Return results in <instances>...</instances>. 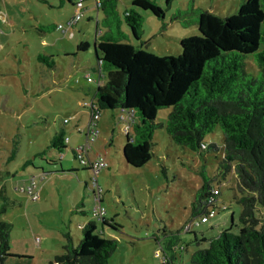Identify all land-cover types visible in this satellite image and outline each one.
I'll list each match as a JSON object with an SVG mask.
<instances>
[{
    "label": "rangeland",
    "instance_id": "obj_1",
    "mask_svg": "<svg viewBox=\"0 0 264 264\" xmlns=\"http://www.w3.org/2000/svg\"><path fill=\"white\" fill-rule=\"evenodd\" d=\"M155 1L165 9V19L150 10H141L140 42L145 50L159 56L179 55L180 40L199 35L197 25L191 23L194 14L186 12L183 19L189 25L185 26L175 16L179 9L194 6L227 15L235 12L241 2L172 0L168 7L166 0ZM92 2L86 0V4L93 5L92 19L87 11L73 31L64 35L50 25L65 23L73 14L70 5L59 7L58 0H0V187L5 185L8 195L17 201L2 216L12 223L9 243L11 253L16 255L3 264H53L55 255L63 251L65 232H72L78 240L82 237L80 222L93 219L99 224L90 211L93 197L85 188L88 174L71 151L86 144L84 136L92 114L89 107L82 105H89L98 86L97 82L87 80L88 75L99 77L94 43L99 34L97 28L104 30L101 14H97ZM118 5L124 32L129 40L138 42L124 21L125 10L132 7V0H119ZM80 42H89V48L78 51ZM39 53L51 55L55 66L40 61ZM247 68L257 72L252 58L247 60ZM170 110L164 108L158 118L165 119ZM65 118L70 119L67 124H63ZM95 124L99 135L91 141L88 154L90 157L100 154L109 164L98 176L103 190L102 204L105 215L122 225L118 236L121 242L109 264H161L164 253L154 237L158 236L164 245L167 237L163 227L167 224L179 229L187 221L193 196L202 185L196 169H201L204 163L199 155L182 151L170 141L164 128H158L154 135V156L145 166L135 168L123 160L121 148L126 143L123 129L127 123L120 121V113L101 110ZM61 127L70 139L63 154L50 147L55 131ZM205 140L222 148L221 129L218 127ZM55 153L62 156V166L50 165L42 159ZM222 154V149L206 153L207 175L218 179L216 166ZM32 162L42 164L44 171L36 169ZM32 181L37 198L18 190ZM234 184V177L216 183L223 189L219 206L231 204V192L225 187ZM79 208L86 213L79 212ZM239 214L240 206L233 203L230 210H219L211 222L197 227L196 235L215 236L232 225V216L236 230L240 226ZM194 238V234L184 233L180 242L189 243V249L195 250L198 246ZM207 245L204 242L201 246ZM182 257L178 263L187 264V256Z\"/></svg>",
    "mask_w": 264,
    "mask_h": 264
},
{
    "label": "trees",
    "instance_id": "obj_2",
    "mask_svg": "<svg viewBox=\"0 0 264 264\" xmlns=\"http://www.w3.org/2000/svg\"><path fill=\"white\" fill-rule=\"evenodd\" d=\"M58 1L59 7L74 6V0ZM171 1L166 0L168 7ZM118 2L103 0L99 8L103 12L104 30L97 28L100 32L94 43L95 70L103 73L105 82L97 86L93 101L100 114L101 110L118 111L120 121L130 127L127 132L123 129L126 136L121 148L124 163L141 168L152 159L158 128H164L170 141L182 151L199 155L204 163L201 169H196L202 177V185L193 196L187 221L179 229L167 224L163 227L167 237L164 245L158 236L154 237L164 253L161 264H180L184 255L187 264H264V0H241L238 9L227 15L194 6L179 9L175 16L185 26L189 25L183 19L186 12L194 14L191 23L197 25L199 35L181 39V53L177 56L153 54L140 42L141 10H150L165 19V9L155 0H132V7L125 10L124 21L138 41L134 42L123 30ZM50 27L57 28V25ZM89 46V42H80L77 50L86 51ZM37 58L55 66L51 55L39 53ZM249 58L257 66L256 73L247 68ZM164 108L171 110L160 120L158 115ZM63 124L67 123L63 120ZM218 127L223 133L222 148L205 140ZM66 143V133L61 127L55 131L50 147L62 153L67 148ZM109 144H113L112 137ZM220 149L223 154L216 166L217 179V176L207 175L205 155ZM71 151L88 174L85 188L93 197L90 208L93 216V206L103 202L102 195L97 199V190L89 183L92 166L80 162L76 148ZM61 158L56 153L42 157L57 167L62 166ZM87 158L88 162L95 160L89 155ZM32 164L44 171L42 164ZM230 177L235 178V184L225 188L231 192L233 201L219 206L223 189L216 183L229 181ZM22 188L18 190L23 191ZM16 202L2 185L0 264L16 256L11 253L9 243L12 223L2 219ZM233 203L240 206L238 229L233 228L232 216V225L222 228L215 236L196 235L197 227L204 224L196 225V221L214 210L215 215L207 221L211 222L219 210H230ZM78 211L86 213L83 208ZM95 221L88 219L78 224L82 234L78 240L72 232L64 233L63 251L55 255L54 263L109 264L121 242L118 236L122 225L106 215L97 219L99 224ZM184 233L194 234L197 249L190 250L189 243L180 242ZM204 242L207 247L201 246Z\"/></svg>",
    "mask_w": 264,
    "mask_h": 264
},
{
    "label": "built area",
    "instance_id": "obj_3",
    "mask_svg": "<svg viewBox=\"0 0 264 264\" xmlns=\"http://www.w3.org/2000/svg\"><path fill=\"white\" fill-rule=\"evenodd\" d=\"M92 1L94 2V5L97 8V10H99L103 0H92ZM73 9L74 10H73L72 16L65 23H61L57 25V28L62 30L64 35L69 31H73L74 25H76L79 21L83 19L84 15L86 14L88 10L86 0H74ZM102 77H103V74L99 72L98 79H94L91 75H88L87 80L91 83L97 82V85L99 86L101 84V81L103 82L104 80ZM94 102L95 101L91 100L89 105L87 103L83 104L84 107L90 108L92 117L87 126V131H86L87 134H86V141H85L86 144L81 145L78 148H76V151H77L78 158L82 164H86V165L90 164L92 166L93 174L89 180V183L93 188L97 190V194H98L97 199H99V196L102 195V189L100 188L98 184V175L100 173V170L107 165V162L106 160H104V158H97L93 161L91 160L88 162V158H87L89 155L88 151L91 147V141L93 139H97L99 135V131L95 128L96 126L95 121H98V119L100 118V112L97 109V106L95 105ZM69 121L70 119L68 118L64 119V122L66 123H68ZM129 130H130V127L127 125L125 127V131L127 132ZM33 178L34 177H32V180ZM33 188H34V182L32 181V183L29 186H27L26 188H22L21 190L27 191L34 198H37L39 195L38 193L34 192ZM92 213L96 219L100 220L103 216H105L106 209L101 202H98L93 206ZM214 215H215L214 210H211L209 214L203 215L198 221L195 222V224L198 225L200 223H205L209 221Z\"/></svg>",
    "mask_w": 264,
    "mask_h": 264
},
{
    "label": "crops",
    "instance_id": "obj_4",
    "mask_svg": "<svg viewBox=\"0 0 264 264\" xmlns=\"http://www.w3.org/2000/svg\"><path fill=\"white\" fill-rule=\"evenodd\" d=\"M93 3V2H92ZM7 4V3H6ZM71 6V8L73 7L72 5H70ZM87 7H88V10L87 11H89V15H88V17H89V19H92V17H93V11H92V9H93V5H88L87 4ZM73 10L74 9H72V12H73ZM96 12H97V14L98 13H100L101 14V19H102V17H103V12L102 11H100V10H96ZM1 14H3V13H1ZM100 19V18H99ZM97 20H98V18H97ZM56 28V27H55ZM40 30L43 32V33H46L47 31H45L44 30V28H40ZM100 32V31H99ZM104 84V82H102L101 81V86ZM93 100V99H92ZM82 106H84V105H82ZM65 130V129H64ZM65 133H66V131H65ZM67 138H68V140L67 141H69L70 139H69V137L68 136H66ZM85 141H86V134H85ZM101 155L100 154H96V156L95 157H91V159H96V158H98V157H100ZM31 176H34V172L32 173V175ZM84 222V221H83ZM83 222H80V223H83Z\"/></svg>",
    "mask_w": 264,
    "mask_h": 264
},
{
    "label": "water",
    "instance_id": "obj_5",
    "mask_svg": "<svg viewBox=\"0 0 264 264\" xmlns=\"http://www.w3.org/2000/svg\"><path fill=\"white\" fill-rule=\"evenodd\" d=\"M53 264H56V263H53Z\"/></svg>",
    "mask_w": 264,
    "mask_h": 264
}]
</instances>
